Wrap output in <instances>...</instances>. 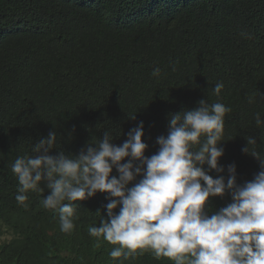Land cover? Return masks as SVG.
Wrapping results in <instances>:
<instances>
[{
	"label": "trees",
	"instance_id": "1",
	"mask_svg": "<svg viewBox=\"0 0 264 264\" xmlns=\"http://www.w3.org/2000/svg\"><path fill=\"white\" fill-rule=\"evenodd\" d=\"M200 99L232 109L219 144L225 170L208 174L227 179L234 163L238 184L252 180L260 161L241 149L254 137L250 149L264 158V126L255 123L256 113L264 119V0H0V264H174L150 250L110 258L115 246L88 233L108 218L107 192L76 201L74 227L63 232L58 212L41 203L47 182L22 205L10 164L35 156L31 148L50 131L57 142L49 154L72 156L106 131L122 145L140 121L151 157L170 114ZM111 175L118 178L115 167ZM231 202L230 193L209 197L205 211Z\"/></svg>",
	"mask_w": 264,
	"mask_h": 264
},
{
	"label": "clouds",
	"instance_id": "2",
	"mask_svg": "<svg viewBox=\"0 0 264 264\" xmlns=\"http://www.w3.org/2000/svg\"><path fill=\"white\" fill-rule=\"evenodd\" d=\"M240 36L251 38L244 31ZM160 73L158 66L152 71L155 77ZM223 88L218 82L212 92L219 97ZM255 99L249 96L248 102ZM231 111L222 102L200 99L197 107L170 114L168 134L157 137L160 147L151 157L145 156L143 121L128 132L122 145L113 144L106 131L103 139L94 141L95 147L89 143L72 156L63 151L49 154L57 142L50 131L31 148L35 156L21 155L11 162L18 181L15 199L23 205L26 193L43 192L40 184L46 181L51 191L42 206L58 212L61 230L67 233L74 227L76 201L98 191L109 193L108 218L90 226L88 233L115 246L109 252L113 260L150 250L156 259L165 257L174 264H264V158L250 149L256 139L247 137V146L241 149L260 161L261 170L252 180L238 184L234 163L227 166V179L208 174L225 170L219 164L224 154L219 144ZM255 123L264 126L260 113ZM125 157L130 159L121 163ZM114 167L118 178L111 175ZM138 175L142 179L129 187ZM225 193L231 194L232 202L209 216L205 211L209 197ZM118 206L119 213L114 211Z\"/></svg>",
	"mask_w": 264,
	"mask_h": 264
}]
</instances>
